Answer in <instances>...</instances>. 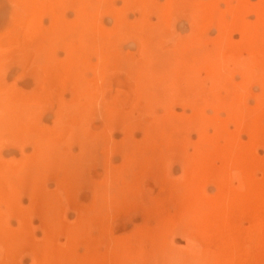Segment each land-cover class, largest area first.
<instances>
[{
  "label": "rangeland",
  "instance_id": "rangeland-1",
  "mask_svg": "<svg viewBox=\"0 0 264 264\" xmlns=\"http://www.w3.org/2000/svg\"><path fill=\"white\" fill-rule=\"evenodd\" d=\"M0 264H264V0H0Z\"/></svg>",
  "mask_w": 264,
  "mask_h": 264
}]
</instances>
